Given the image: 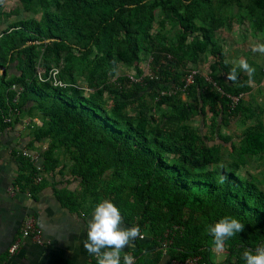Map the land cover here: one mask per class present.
Returning <instances> with one entry per match:
<instances>
[{
  "label": "trees",
  "instance_id": "16d2710c",
  "mask_svg": "<svg viewBox=\"0 0 264 264\" xmlns=\"http://www.w3.org/2000/svg\"><path fill=\"white\" fill-rule=\"evenodd\" d=\"M40 1L46 8H53L52 12L44 13L42 22L22 21L5 33L7 38L14 36V39L6 62L0 55V70L5 72L0 75L5 88L0 92V121L3 122L10 102L16 98L19 111L23 105H29L28 110L41 120V125L35 128L39 139L58 134L66 147L79 153L71 157L75 164L71 171L78 179L79 189L53 186L59 204L74 213L87 211L83 203L91 197L100 196L101 202L106 199L113 202L125 224L138 226L140 233L150 236L147 241L140 242L139 238L135 241L136 249L131 254L139 264H159L164 248L169 257L184 259L200 255L199 264L209 263L213 237L207 228L224 216H232L245 228L226 240L225 263L246 264L243 252L254 251L264 243V192L254 181L242 179L234 171L223 167L207 169L219 162L220 145H207L192 132L186 123L191 110L180 94L159 96L166 83H179L190 70H186L182 46L195 28L193 19L185 13L177 14L181 28L177 44L166 46L160 45L155 37L150 38V30L154 9L167 10L170 0H65L61 4L59 0ZM200 1L207 0H175V3L186 10L198 11ZM21 2L28 9L33 0ZM239 2L238 6L255 18L254 26L262 29L264 0ZM173 11L178 13L176 8ZM36 40L43 45L42 66L37 61ZM208 42L206 31L194 48L204 51ZM66 45L83 58L91 57L89 77L99 67L112 70L119 62L130 65L136 51H153L159 77L148 81L153 85L152 98L158 96L155 107L167 105L171 109L160 113L162 123L150 125L143 112L129 119L118 99L108 111L101 102L100 89L85 96L59 71L57 79L65 85H55L49 77V71L54 68L51 58L58 59ZM94 50L97 54L92 56ZM14 52L18 55L14 56ZM12 63L16 71L9 70ZM219 65L226 76L233 68L222 59ZM38 69L42 71L40 76ZM195 79L199 86L203 79L199 74ZM211 80L225 93L242 92L236 81L229 85L215 77ZM206 83L209 90L206 95H199L201 103L208 104L211 110L218 105L223 115L238 111L241 101L230 109L228 98L212 82ZM141 90V83H132L121 91V96L127 99ZM50 148L49 145L41 153L44 170ZM263 152L264 131L248 128L243 142L238 147L231 145L230 155L242 165L247 158ZM22 159L23 167L16 183L21 190L35 191V170L27 159ZM87 264H97V258L91 257Z\"/></svg>",
  "mask_w": 264,
  "mask_h": 264
},
{
  "label": "rangeland",
  "instance_id": "374dc122",
  "mask_svg": "<svg viewBox=\"0 0 264 264\" xmlns=\"http://www.w3.org/2000/svg\"><path fill=\"white\" fill-rule=\"evenodd\" d=\"M64 1L59 0V3ZM225 1H227L226 4L223 0H207L205 3L200 1V9L195 11L194 9L186 10L184 6L175 3V0H170L167 10L160 7L154 9L150 38L155 37L160 45L174 46L177 44L176 37L181 29L176 21L177 14L185 13L193 19L195 28L182 46L185 67L186 70L195 69L203 80L199 86L198 83L192 86L193 88L190 89L191 91L189 90L185 99L191 110L186 123L205 144L220 145L219 162L207 166V169H219L223 165L227 171H234L242 179L254 181L264 192V152L247 158L242 165L230 155L231 145L238 147L243 142L248 128L264 131V55L252 51L254 43H264V27L257 29L254 26L255 18L246 9L238 6L239 1L248 0ZM173 8H176L178 13H175ZM52 10L53 8H46L40 0H33L28 9L23 6L21 0H0V55L5 62L12 50L14 39V36L7 38L5 33L9 32L13 25H21L22 21L31 20L33 24L42 22L44 13L52 12ZM206 31H208L209 37L206 49L204 51L196 50L195 42L201 41ZM28 43H32V41ZM34 43L39 44L36 46L39 54L37 61L42 66L43 45L37 40ZM94 54H97L96 50L91 55L94 56ZM13 55L17 56L18 54L14 52ZM48 58L50 59V56ZM219 59L233 68H237L236 86L241 88L240 91L243 93L238 111L224 115L220 112L218 105L215 110H211L208 104L201 103L199 98V95H206L209 90L206 78L215 77L223 83L235 84L228 82L224 69L219 65ZM240 59H246L248 64L255 69L251 78L238 67ZM21 61H23L22 58ZM50 64L60 73L66 75L67 81L75 83L83 95L88 96L89 93L100 89L102 91L101 102L108 111L115 99L120 100L124 104L125 115L131 120L139 112H143L147 114L150 125H160L163 121V118L159 119L160 113L171 110L167 105H163L160 109L155 107L158 96L152 98L153 85L148 82L151 80L148 73L156 74L158 68L154 65L153 51H136L130 65L119 62L112 70L99 67L90 77L87 71L92 67L91 57H81V54L69 45H66L58 59L51 58ZM10 68L16 71L13 63L9 65V70ZM8 72L9 76L10 71ZM4 73V70H0V75ZM132 73L142 77V90L126 99L121 96V91L126 86H131L132 83L127 75ZM4 90V86L0 83V92H4ZM216 111L218 112L214 113ZM27 114L31 118L35 115L31 109L27 110ZM222 117H225L226 121ZM60 139L58 134L49 137L51 148L46 153L47 166L44 179L58 187L78 190V179L71 171L75 166L71 157L79 155V153L73 148L66 147ZM168 157L171 155L168 154ZM108 173L104 175L103 179L107 178ZM100 199L99 196L85 200L84 209L91 211L96 203L101 202ZM213 253V257L216 258L218 253L214 251Z\"/></svg>",
  "mask_w": 264,
  "mask_h": 264
},
{
  "label": "crops",
  "instance_id": "0c3cea01",
  "mask_svg": "<svg viewBox=\"0 0 264 264\" xmlns=\"http://www.w3.org/2000/svg\"><path fill=\"white\" fill-rule=\"evenodd\" d=\"M28 109L29 105H23L20 112L13 115L11 122L0 121V264H87L94 255L85 250L83 242L87 238L86 224L95 208L91 211L69 212L59 204L52 192V187L58 186L47 179L40 185L33 183L37 187L35 191L21 190L16 183L23 167L21 148L42 153L50 144L49 138L39 139L36 135L35 128L42 122L36 115L29 117ZM27 215L33 216L41 228L43 244L25 239L17 252L10 255L8 248L18 236ZM122 227L132 226L125 224L122 219ZM142 234V238L138 237L140 242L150 239L146 232ZM135 241L122 252V256L136 249ZM214 248V244H211L210 262L203 264H228L225 263L226 248L222 251ZM213 251L218 253L216 258L213 257ZM169 256L167 249L161 250L159 264L167 261Z\"/></svg>",
  "mask_w": 264,
  "mask_h": 264
},
{
  "label": "clouds",
  "instance_id": "9594fccd",
  "mask_svg": "<svg viewBox=\"0 0 264 264\" xmlns=\"http://www.w3.org/2000/svg\"><path fill=\"white\" fill-rule=\"evenodd\" d=\"M252 51L264 55V43H254ZM238 67L249 75L255 73L246 59L238 61ZM238 79L237 68H232L227 74V80L235 82ZM220 167H223L221 165ZM245 225L235 217L224 216L207 228L213 237V244L217 251H222L227 239L244 231ZM87 238L83 242L85 250L97 258V264H135V257L122 252L133 245L138 238H142L138 226L122 227V217L119 208L110 200L98 203L91 219L86 224ZM243 259L246 264H264V244L254 251L245 250Z\"/></svg>",
  "mask_w": 264,
  "mask_h": 264
},
{
  "label": "built area",
  "instance_id": "2783aa9c",
  "mask_svg": "<svg viewBox=\"0 0 264 264\" xmlns=\"http://www.w3.org/2000/svg\"><path fill=\"white\" fill-rule=\"evenodd\" d=\"M38 75L40 76V73L42 72L40 69L37 70ZM57 73L58 70L53 68L49 71V77L53 79V82L55 85H65V83H62L60 80L57 79ZM197 71L195 69H190L185 77L181 79L179 83L171 82L169 81L166 83L165 87L162 88L159 91V96H171L175 94H180L181 98H186L190 88L195 84V78L197 75ZM127 77L129 78L131 83H141L142 77H140L136 73L128 74ZM148 77L151 80L158 79V74H152L151 72L148 73ZM206 81L212 82V84L221 92V94L225 95L228 98V107L230 109H233L243 98V93L239 92L237 94H230L225 93L219 86L216 85L214 81L211 80V78H206ZM16 98L13 99L12 102L9 104L8 111L5 115H3L2 120L5 123L11 122L13 115L18 114L20 111L15 105ZM20 155L27 159L33 166L35 172L33 176L34 184L38 185L41 183V181L44 179L45 176V170L43 168V160L41 152L38 150H29L27 148H21ZM30 195V194H29ZM141 236L143 237V234L141 233ZM140 238V237H139ZM25 239H31L33 242L41 245L43 244L42 239V230L37 225L36 220L33 216L27 215L20 227L18 236L13 240L11 245L8 248V252L10 255H14L17 250L20 247V244L22 240ZM264 244V243H263ZM165 245V243H164ZM165 249V248H164ZM201 257L200 255L197 256H188L184 259H177L169 257L167 261H165L162 264H199Z\"/></svg>",
  "mask_w": 264,
  "mask_h": 264
}]
</instances>
